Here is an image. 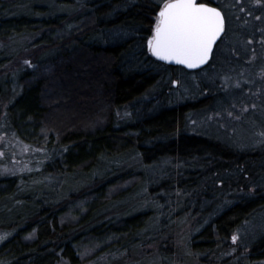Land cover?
Masks as SVG:
<instances>
[{
    "label": "trees",
    "instance_id": "obj_1",
    "mask_svg": "<svg viewBox=\"0 0 264 264\" xmlns=\"http://www.w3.org/2000/svg\"><path fill=\"white\" fill-rule=\"evenodd\" d=\"M160 3L0 0V130L40 151L32 170L0 176V264H124L152 236L170 237L164 210L200 178L190 163L207 159L219 176H232L231 165L243 178L264 171V139L238 157L186 131L187 113L206 105L171 104V80L201 70L148 52ZM25 36L34 38L33 66L6 75L15 59L6 43ZM263 208L260 190L212 215L189 236L190 253L202 261L229 252ZM176 254L151 264H173ZM236 264H264V233Z\"/></svg>",
    "mask_w": 264,
    "mask_h": 264
},
{
    "label": "rangeland",
    "instance_id": "obj_2",
    "mask_svg": "<svg viewBox=\"0 0 264 264\" xmlns=\"http://www.w3.org/2000/svg\"><path fill=\"white\" fill-rule=\"evenodd\" d=\"M215 1L227 17L228 33L214 52L208 69L199 74L180 72L171 80L169 102L175 106L206 105L203 108L193 106L187 113L186 131L219 144L222 149L228 148L236 154L234 156L249 157L264 139V0ZM33 40V36L14 37L6 43L8 51L15 53L6 75H17L23 68L33 66L29 57L35 50ZM17 61L22 64L17 65ZM39 152L0 130V176L32 170ZM206 160L189 164L200 177L197 186L186 192L176 191V200L164 210L170 237L152 236V244L137 255L133 253L131 259L122 258L124 264H151L172 249L177 253L173 264H224L227 261V264H236L240 255L250 252L252 244L264 233V208L234 235L236 239L232 240L229 252L200 261L195 260L188 249L189 236L204 227L212 215L257 191L264 193V171L256 170L253 176L243 178V173L231 165L232 176L212 175L216 164L211 167V162ZM236 160L232 159L233 163ZM130 164L139 163L132 161ZM145 198L140 200L146 201ZM108 260L118 264L116 259Z\"/></svg>",
    "mask_w": 264,
    "mask_h": 264
},
{
    "label": "snow or ice",
    "instance_id": "obj_3",
    "mask_svg": "<svg viewBox=\"0 0 264 264\" xmlns=\"http://www.w3.org/2000/svg\"><path fill=\"white\" fill-rule=\"evenodd\" d=\"M223 30L222 14L215 7L198 0H162L147 50L157 60L195 68L207 62Z\"/></svg>",
    "mask_w": 264,
    "mask_h": 264
},
{
    "label": "water",
    "instance_id": "obj_4",
    "mask_svg": "<svg viewBox=\"0 0 264 264\" xmlns=\"http://www.w3.org/2000/svg\"><path fill=\"white\" fill-rule=\"evenodd\" d=\"M198 3H201L198 1ZM207 4L208 6L210 7H215L217 8L221 14H222V17H223V20H224V30L221 32L220 36L218 37L217 41L215 42V44L213 45V49H212V52L210 53V56H209V59L207 60V62H205L204 64H201L199 65L198 67H195V68H187L185 65H182V64H177L175 62H165V61H160V60H157L155 57H153L155 60H157L158 62L160 63H163L165 65H168V66H172V67H181L183 69H185L186 71H189V72H196V71H199V70H202L204 68H206L213 60V56H214V52L217 48V46L219 45V43L223 40L225 34H226V31H227V23H226V17H225V14L224 12L222 11V9H220L216 4H208V3H205Z\"/></svg>",
    "mask_w": 264,
    "mask_h": 264
}]
</instances>
